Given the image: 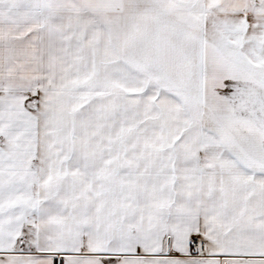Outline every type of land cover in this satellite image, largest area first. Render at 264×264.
I'll return each instance as SVG.
<instances>
[{"label":"snow or ice","instance_id":"1","mask_svg":"<svg viewBox=\"0 0 264 264\" xmlns=\"http://www.w3.org/2000/svg\"><path fill=\"white\" fill-rule=\"evenodd\" d=\"M0 264H264V0H0Z\"/></svg>","mask_w":264,"mask_h":264}]
</instances>
